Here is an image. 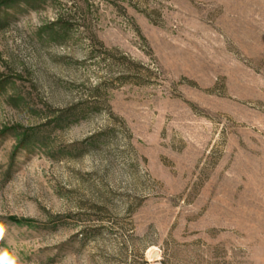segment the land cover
<instances>
[{"label":"rangeland","instance_id":"1","mask_svg":"<svg viewBox=\"0 0 264 264\" xmlns=\"http://www.w3.org/2000/svg\"><path fill=\"white\" fill-rule=\"evenodd\" d=\"M0 264H264V0H0Z\"/></svg>","mask_w":264,"mask_h":264}]
</instances>
